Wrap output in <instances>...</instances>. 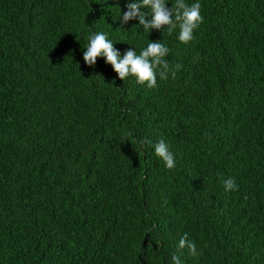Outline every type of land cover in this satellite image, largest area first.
Returning <instances> with one entry per match:
<instances>
[{
	"label": "trees",
	"instance_id": "trees-1",
	"mask_svg": "<svg viewBox=\"0 0 264 264\" xmlns=\"http://www.w3.org/2000/svg\"><path fill=\"white\" fill-rule=\"evenodd\" d=\"M131 2L0 0V264H264V0H185L187 44L122 23ZM96 32L182 67L121 81L84 64Z\"/></svg>",
	"mask_w": 264,
	"mask_h": 264
},
{
	"label": "clouds",
	"instance_id": "clouds-1",
	"mask_svg": "<svg viewBox=\"0 0 264 264\" xmlns=\"http://www.w3.org/2000/svg\"><path fill=\"white\" fill-rule=\"evenodd\" d=\"M166 0H133L127 4V10L123 13L122 23L138 19L139 25L148 31L166 28L168 33L178 29V40L187 44L193 39V32L203 22L201 16V5L199 2L191 6L185 3V0H175L171 8L166 7ZM150 10L151 19L146 20V13L142 9ZM52 51V50H51ZM50 51V52H51ZM170 49L165 44L158 42H148L139 54L135 50H127L121 58L120 53L114 49L113 43L102 32H96L88 37V44L83 53L84 64L88 67H94L97 59L103 57L105 63L111 65L113 71L117 74L119 80L124 81L128 77H134L136 82L146 85L149 89L157 86V77L160 80L169 78V74L174 78L176 72L182 67L177 64L170 66L165 59ZM151 143L150 141H140ZM154 154L163 161L165 167L169 170L175 167V158L169 150L167 143L163 140L155 143ZM225 191H236L238 185L234 178H228L224 181ZM179 249L187 248L192 256L200 255L196 251L194 242L188 239L185 234L179 241ZM173 264H181L178 256L172 257Z\"/></svg>",
	"mask_w": 264,
	"mask_h": 264
}]
</instances>
